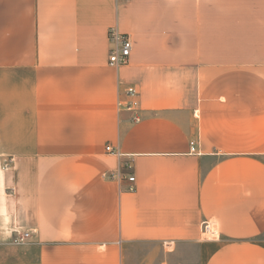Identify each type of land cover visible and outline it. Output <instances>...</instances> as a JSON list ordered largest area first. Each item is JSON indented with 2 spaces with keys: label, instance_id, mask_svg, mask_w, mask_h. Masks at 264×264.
I'll return each instance as SVG.
<instances>
[{
  "label": "crops",
  "instance_id": "crops-1",
  "mask_svg": "<svg viewBox=\"0 0 264 264\" xmlns=\"http://www.w3.org/2000/svg\"><path fill=\"white\" fill-rule=\"evenodd\" d=\"M0 264H264V0H0Z\"/></svg>",
  "mask_w": 264,
  "mask_h": 264
},
{
  "label": "built area",
  "instance_id": "built-area-1",
  "mask_svg": "<svg viewBox=\"0 0 264 264\" xmlns=\"http://www.w3.org/2000/svg\"><path fill=\"white\" fill-rule=\"evenodd\" d=\"M109 41L111 45L110 55H109V65L119 68L128 64L130 56L132 54L133 43L131 37L126 34L119 32L118 28H111L109 30ZM127 97L130 99L129 103L122 105L118 101V107L124 108L126 111L135 114L134 121H140V96L139 92L135 87H130L126 91ZM108 153L115 154L119 158V166L116 171L112 172L109 177L113 180H117L119 183H126L124 191L130 194L136 192V177L133 173L126 172L133 169L132 161L122 160L125 156L120 152V149H114L112 146L108 145L106 147ZM196 151L195 144H191V152ZM13 160H9L5 163L6 168H9ZM203 232L206 235L216 236L217 232L211 223L203 224ZM12 244L14 245H24L28 239H30V232H19L18 230L13 231Z\"/></svg>",
  "mask_w": 264,
  "mask_h": 264
},
{
  "label": "rangeland",
  "instance_id": "rangeland-1",
  "mask_svg": "<svg viewBox=\"0 0 264 264\" xmlns=\"http://www.w3.org/2000/svg\"><path fill=\"white\" fill-rule=\"evenodd\" d=\"M206 237H207V238H212V236H211V235H207ZM146 247H148V246H145V248H146Z\"/></svg>",
  "mask_w": 264,
  "mask_h": 264
}]
</instances>
